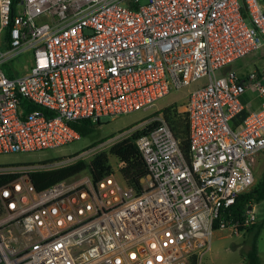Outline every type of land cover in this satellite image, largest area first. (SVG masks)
Returning <instances> with one entry per match:
<instances>
[{
    "label": "built area",
    "instance_id": "built-area-1",
    "mask_svg": "<svg viewBox=\"0 0 264 264\" xmlns=\"http://www.w3.org/2000/svg\"><path fill=\"white\" fill-rule=\"evenodd\" d=\"M12 4L0 0V153L60 147L80 137L72 121L151 108L205 80L178 109L188 159L161 113L135 138L150 175L139 191L113 172L37 190L28 171L38 168L0 186V264H202L216 229L255 222L254 203L231 223L221 216L250 190L264 153V73L229 68L264 45V0ZM23 51L22 71L5 74ZM248 88L261 97L256 108L244 103Z\"/></svg>",
    "mask_w": 264,
    "mask_h": 264
},
{
    "label": "rangeland",
    "instance_id": "rangeland-1",
    "mask_svg": "<svg viewBox=\"0 0 264 264\" xmlns=\"http://www.w3.org/2000/svg\"><path fill=\"white\" fill-rule=\"evenodd\" d=\"M29 56V51H23L12 56L5 66L20 72ZM229 68L243 76L254 69H259L264 73V45L232 61ZM204 80V78L198 79L188 85L171 90L157 99L151 108L133 110L113 118H103L102 123L96 127L93 133L79 137L60 147L39 151L0 153V172L21 173L29 168H54L78 159L89 160L96 153L107 150L113 143L152 123L153 121L149 118L158 115L165 106L175 104L179 109L186 93L202 84ZM243 100L250 108H256L254 105L260 102L261 97L257 95L254 88H248L243 94ZM120 133L122 136L115 138ZM254 159L251 167L256 180L264 168V153H258ZM108 162L112 166L115 176L121 179L119 161L109 154ZM88 172L86 168L68 179L78 178ZM254 210L257 217L254 223L261 224L260 227L258 229L255 227L251 231L231 228L216 229L211 237V247L202 257V264H247V252L253 242L257 246L261 263L264 264V200L255 202Z\"/></svg>",
    "mask_w": 264,
    "mask_h": 264
},
{
    "label": "trees",
    "instance_id": "trees-1",
    "mask_svg": "<svg viewBox=\"0 0 264 264\" xmlns=\"http://www.w3.org/2000/svg\"><path fill=\"white\" fill-rule=\"evenodd\" d=\"M16 1L17 0H13L12 9H14ZM3 39L5 43L8 39L7 31L4 33ZM3 70L5 71V74L9 76L12 75L8 67L3 66ZM160 113L172 130L174 136L179 139L181 150L186 159H188L189 124L187 116L183 112H179L175 104L165 106ZM246 113L247 110L243 108L236 116H234L233 125L239 124ZM100 123L102 122H93L88 118H84L72 121L71 125L78 131L80 137H84L93 133ZM157 123L158 122H152L141 130L135 131L131 135L122 138L121 140L113 143L107 150L96 153L89 160L78 159L74 162L54 168L30 170L28 171L29 178L37 190L66 179L86 168L94 179H98L113 172L112 166L108 162V155L110 154L120 163L119 173L122 179L139 191L141 189L140 178L147 174V170L134 140L140 134L149 131L157 125ZM18 175L19 173L17 172H0V186L14 180ZM260 200H264V168L250 190L237 195L231 212H224L221 217L231 223L237 218L243 217L244 211L249 204ZM1 210L2 208L0 205V212ZM260 225L261 224L259 223H252L246 227L239 225L237 229H246L251 231L255 227L258 229ZM246 261L247 264H262L255 242L252 243L251 248L247 252Z\"/></svg>",
    "mask_w": 264,
    "mask_h": 264
},
{
    "label": "water",
    "instance_id": "water-1",
    "mask_svg": "<svg viewBox=\"0 0 264 264\" xmlns=\"http://www.w3.org/2000/svg\"><path fill=\"white\" fill-rule=\"evenodd\" d=\"M150 178V175L149 174H146L144 177H141L140 178V182H144L145 180L149 179ZM251 206L249 205L248 208H250Z\"/></svg>",
    "mask_w": 264,
    "mask_h": 264
},
{
    "label": "crops",
    "instance_id": "crops-1",
    "mask_svg": "<svg viewBox=\"0 0 264 264\" xmlns=\"http://www.w3.org/2000/svg\"><path fill=\"white\" fill-rule=\"evenodd\" d=\"M246 104V103H245ZM259 104H260V102L259 103H257V104H255L254 106H256V107H258L259 106ZM247 105V104H246ZM248 107H250L249 105H247Z\"/></svg>",
    "mask_w": 264,
    "mask_h": 264
}]
</instances>
